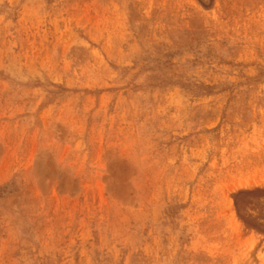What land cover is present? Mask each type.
<instances>
[{"label": "rangeland", "instance_id": "obj_1", "mask_svg": "<svg viewBox=\"0 0 264 264\" xmlns=\"http://www.w3.org/2000/svg\"><path fill=\"white\" fill-rule=\"evenodd\" d=\"M0 264H264V0H0Z\"/></svg>", "mask_w": 264, "mask_h": 264}]
</instances>
